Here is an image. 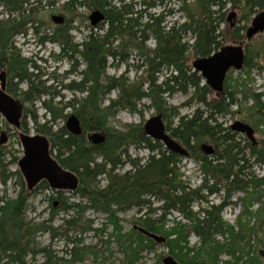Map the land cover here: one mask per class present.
I'll list each match as a JSON object with an SVG mask.
<instances>
[{"label": "trees", "instance_id": "1", "mask_svg": "<svg viewBox=\"0 0 264 264\" xmlns=\"http://www.w3.org/2000/svg\"><path fill=\"white\" fill-rule=\"evenodd\" d=\"M41 1L32 0L33 3ZM242 1L250 11L256 9L264 12V0ZM237 2L238 0H179L182 23L175 21L169 25L165 19L167 13H147L162 5L163 0H143L140 3L125 0H70L64 5L63 9L69 13L76 8L86 7L92 12L100 11L104 17L80 43L73 44L66 26L56 30L50 37H42L38 42L40 45L45 41L60 45V56H66L68 60H73L74 55L81 57L86 67L79 73L80 82L72 83L67 88L85 95L81 99H72L58 109H52L44 102L45 113L50 119L39 125L34 117L33 123L34 131L46 137L52 150L56 151L55 159L59 166L78 177L79 186L72 193L81 201L68 203L64 192L50 190L45 182L34 188V193L42 189L57 196V212H72L68 220H62L58 227L53 228L51 224L56 214L46 221L28 219V191H19L12 200L1 198L0 264H35V257L46 252L36 243L38 234L46 233L53 238L56 232H65V228H81L83 225L80 223V216L86 209L107 215L117 234L122 229L116 210L135 208L139 212L147 209L144 218L140 217L133 223V227L143 228L165 238L168 254L178 264H197L202 250L207 259H203L200 264H219L217 258L224 252L233 256L231 248H225L215 241L218 236L235 237L236 240L239 234L233 226L225 224L221 219V213L227 205H209L207 198L216 195L221 189L227 199L236 193H245V197L240 199L243 211L236 223L241 226L242 218L251 214V201L264 193V176L256 177L248 172V159L253 160L254 165L264 166V147L259 148L250 141L247 143L245 139L241 140L239 135L231 132L230 127L223 128L217 122L218 116L225 117L236 104L235 94L228 92L227 89L231 88L228 86L229 81L225 79L227 91L224 97L222 93L210 99L211 90L199 74L193 71L191 64L194 60L207 58L219 50L223 36L220 26L224 23L226 7L234 6ZM31 5L30 0H0V14L5 16L0 19V70L5 69L10 81H16V85H29V90L22 94L25 100H29L31 95L40 98L47 94L33 87V79L37 77L33 72L38 67L32 61L22 58L13 45L14 38L24 37L26 26L32 22L30 18L33 10H27ZM30 30L34 31V35L38 34L37 28ZM243 33L244 27L234 28V45L241 44L243 47ZM149 38L154 42L153 49L146 48ZM132 56H138V61L141 62L139 68L144 74L142 81L130 82L123 76L115 79L106 75L109 62L124 65ZM191 56L192 62L189 60ZM243 66L246 69L252 67L247 51ZM29 69L32 70L31 73H28ZM112 91H117L116 99L103 106ZM176 92L190 95L186 105H197L191 117H180L178 109L168 106L167 99ZM242 96L245 100L251 98L257 114L261 115L260 111L264 106L261 103L262 95L244 92ZM144 100H148L150 108L162 116L167 133L187 151V157L200 163V173L204 180L198 188L191 190L181 181L178 166L181 159L186 157L173 154L159 142L147 138L143 125L127 126L120 130L108 127L116 110L124 109L137 114V108ZM67 109L72 110L71 115L79 119L81 136L69 134L65 125L53 130L58 120L66 118L63 112ZM173 118H177L174 127L170 122ZM261 118L264 120L263 113ZM22 129L27 130L25 123ZM92 132L106 136L102 146H92L87 142L85 134ZM238 140L246 142L245 145L241 147ZM203 143L214 145L212 156L206 157L201 152ZM132 146L142 148L150 154L143 164L128 157V148ZM1 149L0 171L3 173L7 166L1 164V159L7 155ZM98 159L100 163L96 162ZM14 162L15 159L9 164ZM124 164L130 167V171L116 173L118 166ZM11 176L21 179L19 171ZM100 177L106 182L102 188L97 182ZM5 180L2 179V184H5ZM209 180L214 183L208 185ZM151 199L160 202L161 206L152 209ZM194 205L198 206L196 213L192 212ZM158 212V217L152 219L151 216H157ZM173 212L178 213L189 224L176 223L171 229L164 230L165 218ZM190 234L199 240L200 248L196 251L188 247L186 240ZM131 235L138 239V244L132 248L133 242L126 241L128 245L123 246L131 254L125 252L127 264L137 260L138 249L143 243L154 245L153 241L133 228ZM77 242L71 240L70 244ZM237 261L235 259L236 263Z\"/></svg>", "mask_w": 264, "mask_h": 264}, {"label": "rangeland", "instance_id": "2", "mask_svg": "<svg viewBox=\"0 0 264 264\" xmlns=\"http://www.w3.org/2000/svg\"><path fill=\"white\" fill-rule=\"evenodd\" d=\"M68 1L70 0H42L39 3H33L32 0H30V4L32 5L28 7L27 10H33V14L30 18L32 22L26 26L27 31L24 37L14 38L13 45L22 58L32 61L38 67V70L33 72L34 75H37V77L33 79V87L38 90H43L47 94L40 98H37L36 95H31L29 100H25L22 94L29 90V85L20 83L17 85V88L13 89L23 105V119L27 125L26 131L23 129L14 130L8 128L3 118L0 116V134L4 133L8 138L4 148L0 147V149L2 148V153L7 155L5 158L1 159V164L4 163L7 168L3 173L0 171V199L6 198L12 200L17 196L19 191H28V219L37 222L46 221L51 215L56 214L51 224L53 228L58 227L62 220H68L70 216H72V212L70 210L66 214L57 212L59 201L55 194L42 189L37 190L36 193H34V189L32 190L33 192L28 190L27 184L18 167L19 161L23 158L19 135L30 137L42 136L34 131L33 118H36L39 125H43L50 119V116L45 113L44 102L52 109H58L72 99H81L85 95L70 91L67 88V86L72 83L77 84L80 82L81 77L79 73L84 71L86 67L81 57L79 55H74L73 60H68L66 56H60V45L46 41L42 45L38 43L42 37H50L56 30L66 26L69 28L68 35L73 44H77L93 29L88 21V17L92 10L86 7H75L76 9H74L72 13H69L67 10L63 9ZM129 1L140 3L143 0H125V2ZM178 1L179 0H163L162 5L148 10L147 13L159 15L163 11L168 14L165 18L168 25L175 21L182 23L183 15L179 12ZM138 9L139 7H137V10ZM143 9L144 8L141 6V10ZM231 12H234L236 15L234 28L244 27L243 34L245 35V31L250 27L252 19L259 14L260 11L256 9L250 11L244 6L242 0H238L234 6L228 5L226 7L224 23L220 26V31L223 36L220 39L219 50L222 47L234 45L235 43L232 36L234 28H230V23L226 20ZM25 15H27V12ZM52 16H61L64 23L60 26L55 25L51 21ZM3 18H5V16H3ZM31 28H37L38 34L34 35V31L30 30ZM191 42L192 40L190 43ZM242 42H244V54H246V51L249 54L252 67L246 69L243 66L240 71H230L227 74L226 79L229 81L228 86L231 88L227 90L235 94L237 102L230 108L229 114L225 117L218 116L216 119L223 128L230 127V125L237 121L249 125L254 130V138L258 147L262 148L264 147V120H262L261 115L264 106L260 111L261 115L257 114V109L253 100L251 98L245 100L242 93L251 92L253 94L262 95L261 103L264 105V33L255 36L250 42H247L244 37ZM146 48H154L152 39L149 38V41L146 43ZM69 54L70 53H68V55ZM138 58V56H136V58L132 56L124 65H118L117 62H109L106 75L115 79L123 76L130 82L142 81L144 74L141 68H139L141 62L138 61ZM189 60L192 62V56ZM73 69H75L74 72ZM31 72L32 70L29 69L28 73ZM159 81H161L160 78ZM13 84H16V81H13ZM223 88L222 96L224 97L227 91L225 89V84ZM117 94V91H112V93L106 97L103 106H107L110 101L115 100ZM215 95L216 94L212 92L210 99H214ZM189 97L190 95L185 96L176 92L167 99V104L169 107L178 109L180 117L189 118L197 108V105L194 103L186 105ZM137 111V114H131L124 109L116 110L109 120L108 127L120 130L127 126L143 125L148 119L157 115V113L150 108V102L148 100L141 102ZM72 113V110L67 109L63 112V115L67 118ZM66 118L64 120H58L57 126L54 127L53 130L64 126ZM170 122H172V127L176 126L177 118H173ZM239 136L241 140L245 139L247 143H250L244 136ZM48 143L50 150L49 154L55 161L56 151L52 150L49 141ZM245 143L246 142L241 141L240 146L243 147ZM203 144L214 146L210 143ZM127 155L131 160H138L140 164H143L150 154L142 148L132 146L128 148ZM14 159L15 162L9 164L12 163ZM246 159H248V157H246ZM96 162L100 163L101 161L98 159ZM248 166L250 167L248 170L249 173H253L256 177L264 176V166L254 165L253 160L249 159ZM178 170L181 181L191 190L198 188L204 180L203 174L200 173V163L194 161L192 158H182ZM15 171H19L21 176L20 180L11 176ZM128 171H130V167L124 164L118 174H123ZM2 179H6L5 184H2ZM97 182L100 188L104 187L106 183L102 177L97 178ZM212 183L214 182L209 180L208 185ZM37 186H35V188ZM217 186L219 187L220 184ZM64 193V196L68 198V203H77L81 201L78 196H74V193L70 191H64ZM244 197L245 193H236L227 199L225 192L221 189L216 195L207 198L209 205L217 206L222 203L227 205L221 213V219L225 224L233 226L235 232L239 233L236 240L235 237L230 238L229 236L215 237L216 242L221 246H225V248H231L233 252V256H229L225 252L220 254L217 258L219 264H264L262 259L258 256V251L264 249V193L251 201L249 207V212L251 214L243 217L241 226H237V219L243 211V204L240 202V199ZM150 203L152 204V209L161 206V203L156 202V200L151 199ZM197 209L198 206L194 205L192 212L196 213ZM116 211V217L120 220L122 229L120 234L113 231L107 215L92 209H86L85 212L81 214L80 223L83 225L81 228H65V232H56L53 238L46 233L38 234L36 243L39 245L40 249H45L46 252L39 253L35 257V264H127L125 252L127 251L126 254L128 255L131 254L129 250H124L125 247L123 248V246H126V244L128 245L129 241L133 242L132 248L138 244V239H135L134 235H131V230L134 222H137L140 217L144 218L147 209L139 210V212L135 208L119 209ZM158 215L159 212L157 216H151V218L156 219ZM176 223H180V225L189 224L182 219L178 213L173 212L166 216L164 230L171 229ZM71 240L78 242L72 245L70 244ZM123 241H125V243H123ZM186 241L189 248L195 251L200 248L199 240L193 234H190ZM168 253L165 243L161 245L154 243L152 246L143 243L140 249H138L137 260H133L132 264H162L163 259L171 257ZM199 253L201 254H199L200 257L197 260V264H200L203 259H207L205 251L202 250ZM255 255L257 258H255ZM235 259H238L237 263Z\"/></svg>", "mask_w": 264, "mask_h": 264}, {"label": "water", "instance_id": "3", "mask_svg": "<svg viewBox=\"0 0 264 264\" xmlns=\"http://www.w3.org/2000/svg\"><path fill=\"white\" fill-rule=\"evenodd\" d=\"M235 13L231 12L227 17L229 27L234 28ZM104 17L100 11H93L88 17L91 27H96L103 21ZM51 21L60 26L64 23L61 16H52ZM264 33V12L257 14L251 21L250 27L245 31V39L250 42L255 36ZM244 51L241 44L229 45L222 47L217 52L212 53L209 57L196 59L192 62L191 67L194 72L198 73L204 84L216 95L223 93L224 81L230 71H240L244 64ZM5 74L0 73V80L3 81ZM20 106L11 99L2 96L0 92V113L11 125L18 126L20 116ZM264 114V110H263ZM65 128L69 134L78 137L82 135V128L79 119L70 115L66 122ZM231 132L244 136L253 146L257 143L254 138V130L247 124L235 122L230 126ZM145 136L162 146L173 154L181 157H187V151L175 140H173L165 129L161 115H156L148 119L143 124ZM87 142L92 146H102L106 141L103 133L93 132L87 134ZM6 142L5 134H1L0 145ZM20 144L23 150V158L19 161L18 167L22 174L28 190L32 191L35 186L45 182L50 190L53 191H76L78 185L77 177L63 170L56 161H54L49 152V143L43 136L29 137L20 136ZM201 152L206 157L214 154V148L208 144L200 147ZM134 231L147 237L155 244L161 245L166 242L165 238L151 234L140 227H133ZM258 256L264 263V249L258 251ZM162 264H178L172 257L163 259Z\"/></svg>", "mask_w": 264, "mask_h": 264}, {"label": "flooded vegetation", "instance_id": "4", "mask_svg": "<svg viewBox=\"0 0 264 264\" xmlns=\"http://www.w3.org/2000/svg\"><path fill=\"white\" fill-rule=\"evenodd\" d=\"M3 16L4 15H2V14H0V19H3ZM1 72H4V74H5V76H4V78H3V81H1L0 80V92H1V94H2V96H5V97H7V98H9V99H11L12 101H14V102H16V103H18V105L20 106V116H19V119H18V126L16 127L15 125H11V124H9L8 122H7V120L5 119V117L0 113V116L3 118V120H4V122L6 123V125L8 126V128H12V129H14V130H20V129H22L23 128V126H24V117H23V111H24V109H23V105H22V103H21V101L18 99V96H17V94L16 93H14V88H17V85L16 84H13V81H10V77L8 76V74H7V72H6V70L5 69H1L0 70V73ZM226 79V78H225ZM225 82V81H224ZM224 87V86H223ZM224 89V88H223ZM262 113H263V111H262ZM231 126V125H230ZM233 133V132H232ZM1 134H4V133H1ZM1 134H0V137H1ZM88 134H90V133H88ZM233 134H235V133H233ZM236 135H238V134H236ZM20 136L21 135H19V138H20ZM86 136H87V134H85V139H86ZM5 137H6V142L4 143V144H2V145H0V147H4L5 145H6V143H7V141H8V138H7V135H5ZM30 137V136H29ZM89 143V142H88ZM23 151V150H22ZM50 153V152H49ZM56 161V160H55ZM57 162V161H56ZM58 164V163H57ZM59 165V164H58ZM61 167V166H60ZM62 168V167H61ZM122 168V166H118V168H117V170H116V173H119V170ZM63 170H65V171H67V172H70L69 170H66V169H64V168H62ZM70 173H72V172H70ZM72 174H74V173H72ZM75 175V174H74ZM76 176V175H75ZM77 177V176H76ZM77 179H78V177H77ZM78 181H79V179H78ZM41 183H43V182H41ZM78 186H79V182H78V185H77V188H78ZM76 188V189H77Z\"/></svg>", "mask_w": 264, "mask_h": 264}, {"label": "bare ground", "instance_id": "5", "mask_svg": "<svg viewBox=\"0 0 264 264\" xmlns=\"http://www.w3.org/2000/svg\"><path fill=\"white\" fill-rule=\"evenodd\" d=\"M79 182V181H78Z\"/></svg>", "mask_w": 264, "mask_h": 264}]
</instances>
